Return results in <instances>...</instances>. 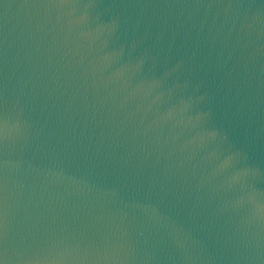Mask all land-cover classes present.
<instances>
[{
  "label": "water",
  "instance_id": "water-1",
  "mask_svg": "<svg viewBox=\"0 0 264 264\" xmlns=\"http://www.w3.org/2000/svg\"><path fill=\"white\" fill-rule=\"evenodd\" d=\"M0 264H264V0H0Z\"/></svg>",
  "mask_w": 264,
  "mask_h": 264
}]
</instances>
